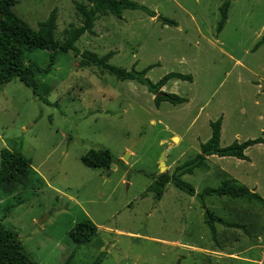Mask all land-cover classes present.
Wrapping results in <instances>:
<instances>
[{"label":"rangeland","instance_id":"rangeland-1","mask_svg":"<svg viewBox=\"0 0 264 264\" xmlns=\"http://www.w3.org/2000/svg\"><path fill=\"white\" fill-rule=\"evenodd\" d=\"M106 1L147 13L100 18L95 36L77 42L78 53L60 56L38 78L36 96L17 80L0 87V153L22 154L32 170L23 184L0 188V224L17 233L36 264H91L101 254L102 264H264V208L256 202L206 198L209 212L244 227L215 224V242L197 197L172 185L159 202L146 193L161 169L171 175L199 154L210 123L222 118L220 148L263 144L244 152L247 161L207 158L182 181L198 195L232 179L264 200V0H233L220 33L224 0ZM75 3L89 5L18 0L13 11L33 30L55 11V39L62 42L65 30L80 26ZM84 52H112L109 64L128 72L154 66L146 74L152 84L169 74L190 76L161 90L187 103L156 108L145 87L83 67ZM48 60V52L29 56L42 68ZM103 149L115 161L111 174L80 162ZM85 220L97 232L76 248L68 235Z\"/></svg>","mask_w":264,"mask_h":264},{"label":"trees","instance_id":"trees-1","mask_svg":"<svg viewBox=\"0 0 264 264\" xmlns=\"http://www.w3.org/2000/svg\"><path fill=\"white\" fill-rule=\"evenodd\" d=\"M233 0H224L220 7V20L217 25V33H220L228 19V12ZM89 5L75 3L76 15L80 18V26H70L64 31L62 42L55 39L57 13L52 11L48 19L38 24L37 30L31 29L13 11L18 0H0V87L6 86L17 80L25 88L32 91L36 96L39 88L38 78L50 74L62 55L78 53L77 42L85 35L94 37L96 21L102 17H115L120 19L123 12L142 10L143 8L128 3H116L106 0H88ZM146 12V11H145ZM147 13V12H146ZM162 23H167L161 20ZM173 25V24H172ZM36 52H48L49 60L45 67H39L29 62V56ZM114 56L110 52L101 57L84 52L81 55L80 64L83 67L99 70L101 73L115 77L118 81L136 82L145 87L147 92L154 96V105L159 108L161 103L172 106H180L187 103L186 99L173 94H166L161 90L173 80L192 81V77L180 74H169L156 84L146 79V74L154 67H148L142 72H130L118 69L109 64ZM222 118L210 123L211 135L205 144L199 147V154L176 167L171 175L160 174L153 178L151 186L146 193L154 195V200L159 202L164 194L166 186L172 185L175 189L185 193L189 197H197L204 209V220L211 235L216 242L215 224L229 229H244V227L229 224L221 218L213 215L204 206V200L209 197H228L233 200H245L256 202L264 208V200L254 191L238 185L229 179L221 183L217 189H206L196 195L194 189L182 181V177L192 175L195 171L205 166L207 158H232L238 161H247L244 152L252 146L263 144L261 140L246 141L244 143L234 142L227 148H220ZM80 162L91 170L108 171L115 161L108 150L90 151L84 155ZM31 160L25 158L18 152L0 153V188L4 185L23 184L31 175ZM97 232L96 226L89 220H85L71 230L68 237L76 248L90 243ZM103 254L99 255L91 264H102ZM0 264H36L31 255L28 254L20 242L15 231L7 229L0 224ZM63 264H69L66 260Z\"/></svg>","mask_w":264,"mask_h":264},{"label":"water","instance_id":"water-1","mask_svg":"<svg viewBox=\"0 0 264 264\" xmlns=\"http://www.w3.org/2000/svg\"><path fill=\"white\" fill-rule=\"evenodd\" d=\"M135 145H136V143H134V144L132 145V147L128 150L129 153L132 152V151L134 150ZM127 157H129V154H126V157H125L123 160H126ZM163 158H164V155L161 156V158H160V162L163 160ZM160 165L162 166V164H160ZM114 168H115L114 165H111V166H110V169L108 170L109 174L112 173V169H114ZM160 174H163V170H162V169L160 170Z\"/></svg>","mask_w":264,"mask_h":264}]
</instances>
